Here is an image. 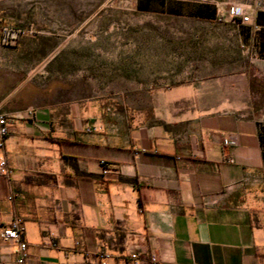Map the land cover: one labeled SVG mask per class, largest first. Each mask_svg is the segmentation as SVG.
<instances>
[{"label":"crops","instance_id":"obj_1","mask_svg":"<svg viewBox=\"0 0 264 264\" xmlns=\"http://www.w3.org/2000/svg\"><path fill=\"white\" fill-rule=\"evenodd\" d=\"M259 16L253 73L236 89L189 78L149 92V107L42 86L20 45L0 46L11 119L0 158L12 170L0 174V232L22 219L27 264H98L100 253L106 264H264V95L250 82L264 79ZM15 251L0 241V264H16Z\"/></svg>","mask_w":264,"mask_h":264},{"label":"rangeland","instance_id":"obj_2","mask_svg":"<svg viewBox=\"0 0 264 264\" xmlns=\"http://www.w3.org/2000/svg\"><path fill=\"white\" fill-rule=\"evenodd\" d=\"M263 13L264 0H0V27L21 31L14 44L40 85L149 107V92L189 78L223 76L236 89L244 68L253 73ZM250 82L264 95V79Z\"/></svg>","mask_w":264,"mask_h":264},{"label":"built area","instance_id":"obj_3","mask_svg":"<svg viewBox=\"0 0 264 264\" xmlns=\"http://www.w3.org/2000/svg\"><path fill=\"white\" fill-rule=\"evenodd\" d=\"M232 16L234 18H241L240 23L242 24L249 21V18L247 16H242L239 10L233 12ZM20 35L21 31L19 29L8 26L0 27V46H7L15 43ZM30 114H32V111H30ZM10 120V117L0 112V150L5 148ZM0 174L4 176H10L12 174V170L8 166V162L5 157L0 158ZM23 232V221L18 217L13 218L12 221L7 226L3 227L0 232L1 242L5 244H14L16 246V264H27L28 260L27 244L22 239ZM107 257L108 256L104 253H100L96 256L98 264H106ZM131 258L137 259V255L132 254ZM151 260L153 263H156L157 261L155 256H152Z\"/></svg>","mask_w":264,"mask_h":264}]
</instances>
